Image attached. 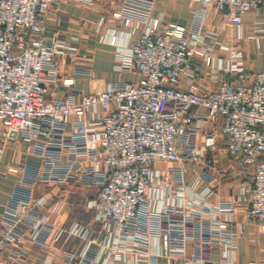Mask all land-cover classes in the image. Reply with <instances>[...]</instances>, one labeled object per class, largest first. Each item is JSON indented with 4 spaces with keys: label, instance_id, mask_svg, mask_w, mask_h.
<instances>
[{
    "label": "built area",
    "instance_id": "obj_1",
    "mask_svg": "<svg viewBox=\"0 0 264 264\" xmlns=\"http://www.w3.org/2000/svg\"><path fill=\"white\" fill-rule=\"evenodd\" d=\"M60 1L0 0V173L17 175L0 216L4 264H46L19 243L58 241L68 229L52 213L69 206L70 190L92 187L88 203L104 238L72 226L84 244L68 264H237L236 206L264 228V67L250 72L243 49L219 35L249 11L264 13V0H195L192 26L164 22L156 0H124L114 17L141 33L127 45L114 32L108 38L115 67L140 77L111 81L85 70L87 90L61 77L56 57L65 44L45 35V18ZM53 86L66 90L56 95ZM219 133L247 178L238 194L212 202L214 178L189 186L184 166L214 151ZM14 143L39 163H3ZM160 161L177 163L167 186L177 201L151 207ZM42 185L60 190L38 195Z\"/></svg>",
    "mask_w": 264,
    "mask_h": 264
},
{
    "label": "crops",
    "instance_id": "obj_2",
    "mask_svg": "<svg viewBox=\"0 0 264 264\" xmlns=\"http://www.w3.org/2000/svg\"><path fill=\"white\" fill-rule=\"evenodd\" d=\"M124 0H61L58 7L49 11L45 18V35L51 40L59 35L65 44L56 61L59 64L61 77L72 78L75 84L85 90L88 89V77L82 71L91 70L93 74L111 81L136 80L139 74L118 70L116 64V45L109 41L111 32L116 33L117 40L127 45L138 39L141 28L131 29L121 24L114 17V12L121 9ZM195 0H156L154 13L161 16L164 22L181 23L186 26L195 24L198 18ZM109 35V36H108ZM219 41L225 44H236L244 51L243 63L250 72H257L264 67V13L262 11H249L243 16L241 26L224 27L219 35ZM221 54H226L227 49H218ZM196 62L200 63L197 58ZM203 70L206 67L203 66ZM202 81L209 82L204 76ZM56 95H62L66 88L63 86L52 87ZM204 110V109H203ZM203 134L199 135V145H203ZM219 147L216 151L204 150L197 160H188L185 163L187 171L185 182L189 186L197 185L202 189L210 184L215 188L212 202L224 198H232L241 190L246 176L240 171L236 163L231 161L226 147L225 139L221 133L217 135ZM222 145V146H220ZM23 146L20 143L11 144L5 153L3 163H19L28 160L39 163V159L29 154H22ZM177 163L160 161L157 167L163 175L160 182H156L153 189L151 207H158L167 202H176L175 193H169L167 186L172 181V168ZM17 175L14 173H0V216L8 197L11 194ZM60 189L42 185L37 191L38 195L48 193L54 198ZM98 189L92 187L76 188L67 193L69 206L60 214L52 213L61 224L68 229L62 237L53 243L41 244L23 241L19 246L32 257L46 260V264H68L69 253L78 254L81 251L84 239L77 234L69 233L75 224L88 227L89 235L101 240L103 232L97 228L100 223L95 219V209L88 201L96 196ZM231 227L238 233L237 246L233 255L237 264H264V228L257 222L247 220L245 205L236 206ZM94 228H90V227ZM161 243L154 238L153 249H160ZM132 260V255H130ZM213 259H221L222 253L214 251ZM0 264H4V252L0 249Z\"/></svg>",
    "mask_w": 264,
    "mask_h": 264
},
{
    "label": "rangeland",
    "instance_id": "obj_3",
    "mask_svg": "<svg viewBox=\"0 0 264 264\" xmlns=\"http://www.w3.org/2000/svg\"><path fill=\"white\" fill-rule=\"evenodd\" d=\"M1 127H2V125H1V123H0V130H1ZM203 136V135H202ZM204 139V137L202 138V140ZM218 140V139H217ZM219 141H218V144H217V146H216V148L214 149V151L216 150H218V147H219ZM220 146H222V145H220ZM219 149H220V147H219Z\"/></svg>",
    "mask_w": 264,
    "mask_h": 264
}]
</instances>
